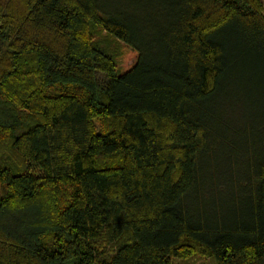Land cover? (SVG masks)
Masks as SVG:
<instances>
[{
    "label": "trees",
    "instance_id": "1",
    "mask_svg": "<svg viewBox=\"0 0 264 264\" xmlns=\"http://www.w3.org/2000/svg\"><path fill=\"white\" fill-rule=\"evenodd\" d=\"M197 255L264 264V0H0V264Z\"/></svg>",
    "mask_w": 264,
    "mask_h": 264
},
{
    "label": "rangeland",
    "instance_id": "2",
    "mask_svg": "<svg viewBox=\"0 0 264 264\" xmlns=\"http://www.w3.org/2000/svg\"><path fill=\"white\" fill-rule=\"evenodd\" d=\"M94 39L107 48L113 55L117 56L118 66L121 71L129 69L137 58V51L131 49L114 38H111L105 31L96 30ZM215 259L212 257L195 256L190 259H180L175 257L174 264H213Z\"/></svg>",
    "mask_w": 264,
    "mask_h": 264
}]
</instances>
